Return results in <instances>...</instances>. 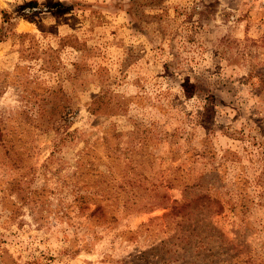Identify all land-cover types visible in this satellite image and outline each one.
I'll use <instances>...</instances> for the list:
<instances>
[{"label": "rangeland", "instance_id": "obj_1", "mask_svg": "<svg viewBox=\"0 0 264 264\" xmlns=\"http://www.w3.org/2000/svg\"><path fill=\"white\" fill-rule=\"evenodd\" d=\"M0 264H264V0H0Z\"/></svg>", "mask_w": 264, "mask_h": 264}, {"label": "trees", "instance_id": "obj_2", "mask_svg": "<svg viewBox=\"0 0 264 264\" xmlns=\"http://www.w3.org/2000/svg\"><path fill=\"white\" fill-rule=\"evenodd\" d=\"M100 98H103V97H101V96H100L98 99L94 100V102H97V101H99V100H100ZM202 197H208V196L201 195V198H202ZM187 203H188V202H186L185 204H184V203H182V205H180V208H182L183 206L187 205ZM203 252H204V250H203ZM203 252H202V253H203Z\"/></svg>", "mask_w": 264, "mask_h": 264}]
</instances>
